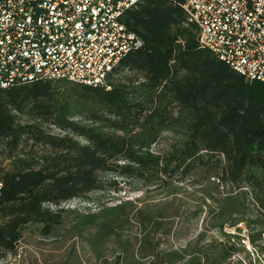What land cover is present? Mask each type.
Instances as JSON below:
<instances>
[{
    "label": "trees",
    "instance_id": "16d2710c",
    "mask_svg": "<svg viewBox=\"0 0 264 264\" xmlns=\"http://www.w3.org/2000/svg\"><path fill=\"white\" fill-rule=\"evenodd\" d=\"M182 2L140 0L125 11L123 23L142 44L103 87L37 81L0 89V258L15 251L26 225H40L45 237L72 214L103 233L89 241L102 264H128L131 243L115 232L122 215L109 213L124 203L86 214L60 203L103 192L105 184L117 190L116 178L136 180L147 191L194 167L236 188L223 202L207 193L217 205L212 212L228 214L239 232V224L248 227V243L264 252V82L245 80L202 48L197 28L185 25ZM163 132L171 144L155 150ZM214 155L215 166L207 168ZM136 212L139 222L159 230L161 212ZM146 229L142 241L152 232ZM111 232L118 249L109 261L102 249ZM202 238L199 232L189 253L183 247L155 257L159 264H234L226 263L238 252L234 244L201 245Z\"/></svg>",
    "mask_w": 264,
    "mask_h": 264
},
{
    "label": "built area",
    "instance_id": "2783aa9c",
    "mask_svg": "<svg viewBox=\"0 0 264 264\" xmlns=\"http://www.w3.org/2000/svg\"><path fill=\"white\" fill-rule=\"evenodd\" d=\"M139 1L0 0V89L37 81L105 86L142 44L123 23ZM181 7L202 48L245 80L264 82V0H183ZM0 264H22L20 254Z\"/></svg>",
    "mask_w": 264,
    "mask_h": 264
},
{
    "label": "rangeland",
    "instance_id": "374dc122",
    "mask_svg": "<svg viewBox=\"0 0 264 264\" xmlns=\"http://www.w3.org/2000/svg\"><path fill=\"white\" fill-rule=\"evenodd\" d=\"M62 84L71 83L64 81L54 83L57 86ZM171 137L170 133L163 132L156 145H153L154 149L166 150L171 144ZM217 157L214 155L208 161L211 167L207 168L215 166ZM193 169L183 179L179 175L165 177L158 181V187L150 186L147 191H144V187L136 180L125 181L116 178L117 190H110L109 184H105L103 192L90 191L85 195L86 199L61 202L60 207L86 214L97 213L103 208H113L124 203L120 211L109 213L116 215L120 212L122 215L118 223L119 228H116L115 232L120 234L121 240L128 239L131 243L128 264L135 262L159 264L160 259L155 257L156 253L183 247H187L189 253L199 232L203 233L201 245H208L214 241L217 244L236 246L238 252L227 259L226 263L230 260L234 264L236 262L264 264V252L258 251L259 246L252 247L246 240L249 228L243 225L239 232L238 228L231 226L232 219L228 214L218 215L214 213L215 211L212 212L217 205L206 194L210 193L219 202H223L226 196L236 194V188L230 184L220 186L215 174L207 173L200 168ZM109 177L110 175H107L105 181ZM246 202L248 211L253 214V202L250 197ZM48 207L50 210L58 209L52 204ZM139 208H143L145 215L161 212L163 217L158 231L149 229L150 223L147 221L141 223L136 219V210ZM198 210L201 212L193 215ZM62 219L60 226L55 227L51 234L45 237L40 234V225H26L15 251L7 254L11 256L20 254L22 264H102V259L95 257L89 241H99L103 233L100 234L94 225H85L86 221L81 217L64 214ZM213 224L218 227L210 228ZM142 226H146L147 231H152L147 241H142L144 234ZM116 239V235L111 232L106 238L107 243L103 245V253L109 261L113 260L117 253ZM260 246H264V235ZM142 255L144 258L140 259Z\"/></svg>",
    "mask_w": 264,
    "mask_h": 264
}]
</instances>
